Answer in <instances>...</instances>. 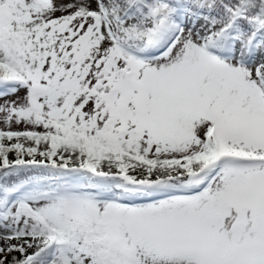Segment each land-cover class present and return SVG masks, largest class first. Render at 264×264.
<instances>
[{"label": "snow or ice", "instance_id": "1", "mask_svg": "<svg viewBox=\"0 0 264 264\" xmlns=\"http://www.w3.org/2000/svg\"><path fill=\"white\" fill-rule=\"evenodd\" d=\"M0 264H264V0H0Z\"/></svg>", "mask_w": 264, "mask_h": 264}]
</instances>
